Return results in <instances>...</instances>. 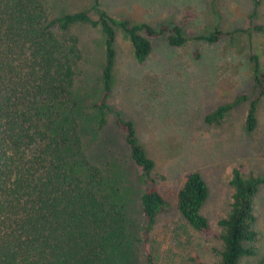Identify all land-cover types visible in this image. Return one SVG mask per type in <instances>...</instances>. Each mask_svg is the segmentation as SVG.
<instances>
[{
    "label": "trees",
    "instance_id": "16d2710c",
    "mask_svg": "<svg viewBox=\"0 0 264 264\" xmlns=\"http://www.w3.org/2000/svg\"><path fill=\"white\" fill-rule=\"evenodd\" d=\"M192 17L186 9L179 20L135 24L111 16L99 0L51 17L44 0H0V264H107L109 235L122 237L126 232L127 213L118 182L105 186L103 169L85 152L77 120L65 114L72 97L73 66L81 52L76 35L62 34L75 23L97 26L101 32L102 86L95 102L101 128L109 111L115 29L128 37L137 62L146 59L151 39L157 37L180 47L189 39L217 42L225 34L215 27L187 36L185 26ZM247 30L264 31V23L251 22L237 31ZM229 35L234 38V32ZM250 60V89L208 111L206 123H220L234 107L247 102L244 127L255 129L264 97V71L255 54ZM114 118L142 177L140 243L144 264H154L149 241L157 216L168 210L169 202L158 187L165 176L153 172L154 161L139 143L133 121L118 112ZM230 183L234 191L227 214L218 220L220 231L201 213L209 189L199 172L188 174L175 199L191 228L220 242L217 264H240L243 256L255 252L254 198L264 174H247L240 163L233 167Z\"/></svg>",
    "mask_w": 264,
    "mask_h": 264
},
{
    "label": "rangeland",
    "instance_id": "374dc122",
    "mask_svg": "<svg viewBox=\"0 0 264 264\" xmlns=\"http://www.w3.org/2000/svg\"><path fill=\"white\" fill-rule=\"evenodd\" d=\"M99 1L111 16L135 24L156 26L179 20L188 9L193 17L185 26L187 36L215 27L225 32L217 42L189 39L180 47L169 46L164 37L151 39L149 55L137 62L128 37L116 28L113 79L106 100L109 111L101 128L95 107L102 86L101 32L97 26L75 23L62 34L76 35L81 52L73 66L74 85L65 114L77 120L85 152L103 169L105 186L118 182L127 213L125 235H109L105 262L144 264L142 177L115 123L114 112H118L133 121L139 143L154 161L153 172L165 176L158 187L169 202L168 210L157 216L150 233L154 264H198L194 258L217 264L220 242L191 228L180 216L175 199L188 174L199 172L209 189L201 213L220 231L218 220L227 214L234 191L230 183L233 167L241 163L247 174H264V97L258 104L253 131L244 127L247 102L234 107L220 123L204 120L208 111L250 89L251 54L258 57L264 71V31H237L251 22L264 23V0ZM44 2L53 17L88 8L92 0ZM230 32H234L233 39ZM254 214L255 252L243 256L240 264H264V183L255 194Z\"/></svg>",
    "mask_w": 264,
    "mask_h": 264
}]
</instances>
